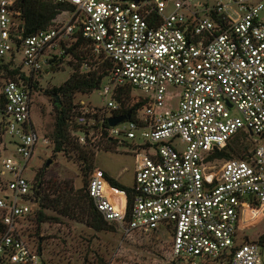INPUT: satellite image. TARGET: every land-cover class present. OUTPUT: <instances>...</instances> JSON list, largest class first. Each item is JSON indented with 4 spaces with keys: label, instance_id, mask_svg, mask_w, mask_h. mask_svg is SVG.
Here are the masks:
<instances>
[{
    "label": "built area",
    "instance_id": "built-area-1",
    "mask_svg": "<svg viewBox=\"0 0 264 264\" xmlns=\"http://www.w3.org/2000/svg\"><path fill=\"white\" fill-rule=\"evenodd\" d=\"M52 1L73 10L71 19L25 35L16 0H0V66L18 70L0 71V264H46L31 230L32 180L23 176L38 140L30 84L79 37L91 57L81 70L109 62L110 72L101 105L74 103L76 141L99 151L129 140L135 156L128 215L101 175L88 180L104 220L124 238L163 237L178 264H264V239L236 243L245 213L251 222L264 206V0ZM124 84L148 104L137 120L111 126L114 90ZM240 131L259 137L250 155L208 160ZM8 144L14 152L3 155Z\"/></svg>",
    "mask_w": 264,
    "mask_h": 264
},
{
    "label": "rangeland",
    "instance_id": "rangeland-1",
    "mask_svg": "<svg viewBox=\"0 0 264 264\" xmlns=\"http://www.w3.org/2000/svg\"><path fill=\"white\" fill-rule=\"evenodd\" d=\"M72 15L73 10L65 9L57 19L60 22H67ZM16 57L20 61L21 55L18 54ZM70 61L75 62L71 55H67L57 66L55 64L44 66L38 73L37 80L41 90L35 92L32 98L31 120L38 140L34 148V155L23 176L37 183L34 177L39 175L42 194L53 192L58 188V185H63V183H68L74 189L83 185L79 166L73 154L66 155L63 151L57 153L53 151L54 144L51 134L54 130L56 115L54 101L57 98L46 91L62 85L70 77L72 72ZM137 95L140 93L134 90L131 97ZM80 100L92 105L102 104L98 89L88 94L75 93L73 103ZM76 134H81L77 132V128L71 130L70 136L74 142ZM250 138H247L246 141L242 140V143L252 148L254 142L259 141V137L252 136ZM4 139L7 143L13 141L9 135H5ZM43 139L47 140V144L43 143ZM131 144L132 141L126 140L124 144L109 150L102 148L96 151L94 148V166L121 185L132 188L134 186L135 156L130 147ZM13 152L14 146L8 144L7 151L3 155ZM233 154V156H237V153L233 152ZM48 160L50 161L49 165L46 164ZM221 162L222 160H218L217 164ZM217 167L209 171L215 172ZM90 177L91 175L86 178V181ZM4 194L0 190V197ZM105 194L115 202L119 209L122 210L125 207L123 192H117L116 189L109 186L105 189ZM36 208L37 204H32L33 212ZM46 214L59 218L58 222H43L38 234L35 233L37 238L42 236L41 252L46 264H178L171 260L168 244L163 237L160 239L154 236L124 238L122 230L117 226L113 231L98 232L83 223L60 216L51 210H46ZM253 214L256 217L251 222L242 223L237 235V244L245 241H258L259 237L264 234V206L260 205L259 211H254ZM249 216L250 213H247V219ZM31 230L35 231L34 228ZM28 243L31 248H34L33 242Z\"/></svg>",
    "mask_w": 264,
    "mask_h": 264
},
{
    "label": "trees",
    "instance_id": "trees-1",
    "mask_svg": "<svg viewBox=\"0 0 264 264\" xmlns=\"http://www.w3.org/2000/svg\"><path fill=\"white\" fill-rule=\"evenodd\" d=\"M16 5L22 11V24L24 34L31 35L40 30L47 29L51 26L54 20L61 12L68 8L67 5L55 3L52 0H16ZM89 44L82 38L76 39L71 46L65 48V54L71 55L75 60L69 64L72 65L70 77L60 86L52 87L47 92L53 94L57 99L55 105V121L54 130L51 134L54 144L53 151H63L64 154H73L76 159L79 170L82 176L83 185L80 188L74 189L68 183L58 185V188L48 194H42V185L40 176L36 175L32 182L33 186V202L37 204L34 210V217L31 220V225L35 229L34 234H38L40 226L43 222H58L59 218L49 216L46 210H51L60 216L68 217L83 223L94 231H113L115 225L104 220L102 215L97 211L93 200L89 197L86 187L88 181L86 178L93 172L101 175L106 183L125 194V212L128 215L132 204L133 192L131 187H125L118 183L115 179L108 176L105 172L97 169L94 166L95 151L91 147L80 145L77 141H73L70 136L71 130L78 131L79 126L73 120V96L75 93L88 94L96 89H100L106 77L109 76L110 63L104 62L95 69L84 72L81 70V65L84 60H90ZM62 61H56V66ZM93 67V66H91ZM0 71L4 76H12L18 73L17 69H9L6 66H0ZM33 92H40L38 81L30 84ZM134 89L129 84L118 86L114 90V98L118 104V108L114 111L115 117H125L127 120H137L140 112L148 104V99L141 95L131 97ZM59 97V98H58ZM248 135L240 131L238 132L224 147L214 149L208 156L210 161L228 160L231 158H245L250 155L249 150L253 148L242 143L246 141ZM121 145L116 140L108 143L104 148L109 150ZM233 152L237 156H233ZM264 239V234L259 237V241ZM233 250V249H232ZM231 254L226 255L225 260L228 261ZM212 264V263H205Z\"/></svg>",
    "mask_w": 264,
    "mask_h": 264
},
{
    "label": "water",
    "instance_id": "water-1",
    "mask_svg": "<svg viewBox=\"0 0 264 264\" xmlns=\"http://www.w3.org/2000/svg\"><path fill=\"white\" fill-rule=\"evenodd\" d=\"M230 106V105H229ZM126 118L125 117H113V118H110L109 119V125H111V126H115L116 124H118L119 122H122V121H124ZM47 165H49L50 164V161L48 160L47 161V163H46Z\"/></svg>",
    "mask_w": 264,
    "mask_h": 264
},
{
    "label": "bare ground",
    "instance_id": "bare-ground-1",
    "mask_svg": "<svg viewBox=\"0 0 264 264\" xmlns=\"http://www.w3.org/2000/svg\"><path fill=\"white\" fill-rule=\"evenodd\" d=\"M250 219H247V213H245V217H244V219H243V222H247V221H249Z\"/></svg>",
    "mask_w": 264,
    "mask_h": 264
}]
</instances>
